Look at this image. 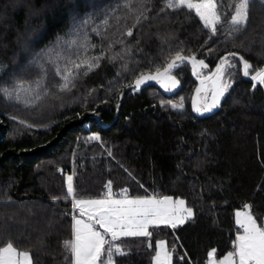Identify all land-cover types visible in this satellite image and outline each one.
Returning a JSON list of instances; mask_svg holds the SVG:
<instances>
[{"label": "trees", "instance_id": "obj_1", "mask_svg": "<svg viewBox=\"0 0 264 264\" xmlns=\"http://www.w3.org/2000/svg\"><path fill=\"white\" fill-rule=\"evenodd\" d=\"M237 2L218 0L213 34L168 0H0V89L13 93L0 91V246L12 242L33 264H70L68 175L76 198L103 196L111 182L114 195L171 196L192 209L176 228L121 238L126 254L115 264H153L159 239L172 264H205L211 249L217 258L232 250L245 204L264 219V85L242 78L239 59L227 58L230 87L208 117L190 110L195 81L185 61L172 70L176 94L126 89L178 52L208 65L200 75L230 52L252 65L249 75L264 66V0H251L241 26L230 23ZM81 60L98 66L69 63Z\"/></svg>", "mask_w": 264, "mask_h": 264}, {"label": "snow or ice", "instance_id": "obj_2", "mask_svg": "<svg viewBox=\"0 0 264 264\" xmlns=\"http://www.w3.org/2000/svg\"><path fill=\"white\" fill-rule=\"evenodd\" d=\"M251 0H238L234 5V13L230 23L234 26L245 25L249 16V5ZM168 7H186L194 11L206 28L211 29L213 34L217 31V25L222 22L219 12L218 0H168ZM128 35H132L129 31ZM229 55H235L230 53ZM243 64V74L249 75L252 65L240 57ZM188 61L192 64L193 73L197 74L199 68H206L203 60H196L195 56H182L179 52L162 70L157 68L154 74H141L135 80L136 88L147 81L156 80L161 83L165 90L177 87L180 81L172 75V70L178 66L177 62ZM47 63H55L49 57ZM72 68L79 69L86 66L89 70L98 66L87 60L79 62L69 61ZM231 67L227 58H223L221 64L217 65L212 77L205 79L213 80V91L211 103L206 104L203 109L197 107L194 100L195 111H211L220 104L229 84L222 82L225 66ZM66 81L62 86L68 88V82L72 71L66 68ZM59 74V72H58ZM251 79L264 85V68H260L252 75ZM203 84L204 81L202 80ZM23 89V85L18 86ZM255 87V85H254ZM202 89L197 88V93ZM6 97H12L13 93L7 89H0ZM19 102V93H16ZM173 108L183 107L182 103L172 105ZM91 139L98 140V136ZM108 191L101 199H77L73 186V175L67 176V194L73 199V209L79 211V218L73 215L72 238L64 241V248L70 254V264H115L116 255H125L122 245L116 243L123 237H151V227L167 225L176 228L178 225L192 217L193 211L185 206L182 199L174 200L171 196L156 198L155 196H143L129 198L127 190H123L122 198H114L111 191V182L106 185ZM86 217V219H84ZM238 231L232 242V250L227 252L223 258L216 259V249L208 252V264H264V219L257 218L252 211V206L245 204L243 210L235 213ZM259 219V222H258ZM98 226V227H97ZM102 230V231H101ZM149 247H152L149 243ZM154 264H172V252L168 249L165 241L156 243ZM183 259V257H181ZM0 264H33V259L28 251L18 250L12 242L0 246Z\"/></svg>", "mask_w": 264, "mask_h": 264}, {"label": "water", "instance_id": "obj_3", "mask_svg": "<svg viewBox=\"0 0 264 264\" xmlns=\"http://www.w3.org/2000/svg\"><path fill=\"white\" fill-rule=\"evenodd\" d=\"M230 53H234V52H230ZM230 53H226V54L222 55V56L218 59L217 64H216L213 68H211V69H210L205 75H202V76L197 75L198 72H197V74H194V73H193V67H192V64H191L190 62H188V61H185V62H187V63L189 64V66H190V73H191V76H192L193 80L195 81V86H194V88H193V90H192V94H191L190 101H189V103H190V110H191V112L193 113V115H195V116H197V117H199V118L208 117V116H210V115L216 113V112L221 108V106H222V104H223V102H224V99H225L226 93H225L224 97L221 98L219 106L216 107V108H214V109H212L211 111H207V112H206V111H203V110H201V111H199V112H198V111H195V110H194V107H193V102H194V100H195L197 107H200L201 109H203V107L201 106V100L203 99L204 94H205V92L207 91V89L210 87V92H209V95H208V98H207L206 104H210V103H211L212 91H213V87H214V86H213V80H212V79H205V78H206V77H212V76H213V73H215V70H216L217 65L221 64L223 58L236 57L237 59H239L241 76H242V78H243L245 81H250V82H252V81H253V80L251 79L252 75H254L255 72H256L257 70H259L260 68H264V66H262V67H260L259 69H257L255 72H253L252 74H250V75H248V76H245V75L243 74V64H242V62H241V60H240V57H242V56H241L240 54H238V53H234L235 55H229ZM182 56H183V55H182ZM186 57H188V56H186ZM173 58H174V57H173ZM173 58H171V59L169 60V62H170ZM169 62H168V63H169ZM177 63H178V66H177L176 68H174L173 71L177 70V69L180 67V64H181V63H180V62H177ZM204 63H205V62H204ZM205 64H206V63H205ZM206 65H207V64H206ZM166 66H167V65H166ZM166 66H165V67H166ZM163 68H164V67H163ZM163 68H162V69H163ZM206 68H208V65H207ZM162 69H161V70H162ZM199 70H200V68H199ZM199 70H198V71H199ZM154 73H155V72H154ZM154 73H144V74H154ZM137 78H138V77H137ZM137 78H136V79H137ZM136 79H135V80H136ZM135 80L133 81V83H131L130 85H128V86L126 87V89H133V90H135V91H140V90H142V89H144V88H146V87H148V86L156 85V86H158V88L161 90V92H162L164 95H166V96H170V95L176 94V93L178 92V90L180 89V83H179V85H178L177 87H175L174 89H172V90H170V91H169V90H165V88L161 85V83L158 82V81H156V80L147 81V82H145L144 84H141L139 88H136V86H135ZM202 80L204 81L203 84L201 83ZM223 80H224V74H223V77H222V82H223ZM255 83H257V82H256V81H253V84H252V85H254ZM260 85H261V84H260ZM261 87L263 88V85H261ZM197 88L202 89L200 93H197V91H196ZM206 104H205V105H206Z\"/></svg>", "mask_w": 264, "mask_h": 264}, {"label": "rangeland", "instance_id": "obj_4", "mask_svg": "<svg viewBox=\"0 0 264 264\" xmlns=\"http://www.w3.org/2000/svg\"><path fill=\"white\" fill-rule=\"evenodd\" d=\"M223 83H226L224 80H223ZM227 84V83H226ZM209 92H210V87L207 89V91L205 92V94H204V100H203V103H202V106L204 107L205 106V104H206V101H207V98H208V95H209ZM1 122V121H0ZM124 195V193H121L120 195H114V198H122V196ZM129 198H135V197H143V196H130V195H128V194H126ZM105 195H103V196H99V197H78L77 199H85V200H87V199H101V198H103ZM150 196H155L156 198H159L158 196H156V195H150ZM160 198H162V196H160ZM174 200H176V199H174ZM186 206V205H185ZM187 207V206H186ZM189 208V207H188ZM238 211H240V210H238ZM237 212V211H236ZM235 212V213H236ZM73 215H76L78 218H79V211H78V209L77 210H74L73 209ZM234 218H235V223H236V217L234 216ZM84 219H86V217H84ZM74 222V221H73ZM237 226V225H236ZM98 227V226H97ZM102 231V230H101ZM237 233V232H236ZM158 241H165L164 239H159V240H157V242ZM156 242V243H157ZM212 250V249H211ZM210 250V251H211ZM156 251H157V249H156ZM156 251H155V253H156ZM229 252V251H228ZM226 254V253H225ZM224 254V255H225ZM223 255V256H224ZM154 256H155V254H154ZM154 256H153V258H154ZM223 256H221V257H219V258H217L216 257V259L217 260H219V259H221V258H223ZM208 260H209V258H207V260H206V263L205 264H208ZM153 264H154V259H153Z\"/></svg>", "mask_w": 264, "mask_h": 264}, {"label": "flooded vegetation", "instance_id": "obj_5", "mask_svg": "<svg viewBox=\"0 0 264 264\" xmlns=\"http://www.w3.org/2000/svg\"><path fill=\"white\" fill-rule=\"evenodd\" d=\"M208 71H209V70H208ZM197 75H200V74H199V71H198V74H197ZM200 76H202V74H201ZM203 100H204V97H203V99L201 100V106H202ZM202 107H203V106H202Z\"/></svg>", "mask_w": 264, "mask_h": 264}, {"label": "crops", "instance_id": "obj_6", "mask_svg": "<svg viewBox=\"0 0 264 264\" xmlns=\"http://www.w3.org/2000/svg\"><path fill=\"white\" fill-rule=\"evenodd\" d=\"M156 196H158V195H156ZM159 198H160V196H158Z\"/></svg>", "mask_w": 264, "mask_h": 264}]
</instances>
